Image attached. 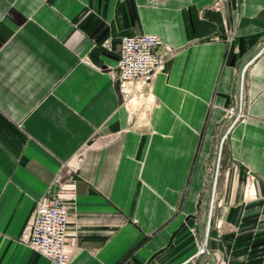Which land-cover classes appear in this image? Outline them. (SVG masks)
Segmentation results:
<instances>
[{"label":"crops","instance_id":"0c3cea01","mask_svg":"<svg viewBox=\"0 0 264 264\" xmlns=\"http://www.w3.org/2000/svg\"><path fill=\"white\" fill-rule=\"evenodd\" d=\"M138 33L166 58L145 121L108 75ZM262 44L264 0H0V264H47L27 245L46 192L67 209L68 264H243L235 238L264 241ZM245 65L215 196L206 164ZM249 171L262 199L244 200Z\"/></svg>","mask_w":264,"mask_h":264},{"label":"built area","instance_id":"2783aa9c","mask_svg":"<svg viewBox=\"0 0 264 264\" xmlns=\"http://www.w3.org/2000/svg\"><path fill=\"white\" fill-rule=\"evenodd\" d=\"M218 3L219 1H215L213 6H218ZM159 45H161V40L154 33H138L120 37L118 59L114 68L109 70L108 75L111 81L116 83L117 91L121 95L122 104L125 107L134 104L138 98L151 96L152 80L159 71L163 70L165 65V57L154 52V48ZM167 51L170 53L171 49L168 48ZM263 51L264 46L254 56ZM245 67L246 65L240 71L238 102L236 106L229 108L230 114H237L236 118L243 116L241 106ZM234 123L235 121L228 126L227 130ZM225 134L221 137L220 146ZM80 161L81 157L77 155L71 168L78 167ZM247 174V178H249V172ZM252 187L246 185L245 200L254 193ZM67 227L68 213L62 195L59 192H46L36 205L29 222L27 245L43 255L47 259V264H68L70 254L66 248L69 241ZM207 233L208 227L205 230V239L198 250L199 253L204 251L203 246L206 245ZM219 264H224V261L220 260Z\"/></svg>","mask_w":264,"mask_h":264},{"label":"rangeland","instance_id":"374dc122","mask_svg":"<svg viewBox=\"0 0 264 264\" xmlns=\"http://www.w3.org/2000/svg\"><path fill=\"white\" fill-rule=\"evenodd\" d=\"M218 5H219V3H218ZM165 61H166V58H165ZM238 85H239V83H238ZM153 102L154 101H153V97L152 96L141 97V98H138L134 104H132L131 106L129 105L128 107H126V109L129 111L130 115L133 114V113H137L139 115L138 119L142 120V121H145L147 116H148V113H149V111H150V109L152 107ZM237 102H238V93H237ZM247 102L241 106L242 107L243 116H240L239 118H236V116H237L236 113H231V114L229 113V108L233 107V105L229 106V107H227L225 109L224 119L227 121L225 123V128L223 129L222 133L219 135L217 143L214 145V147L212 149V152L209 155L207 164H206V172H207L206 174L207 175H206L205 187L209 188V194L211 192V188L215 187V191L213 189H212V191L215 192V196H216L217 192H219V190H220V188H221V186L223 184L222 171L224 170V163H223L224 161H223V159H224V156H225V147H224V143L221 144V146H220V140H221L222 134L225 133V131L227 130L228 126L233 121H235V123L233 124V126H234L237 122L239 123L242 120L243 121L245 120V118H246L245 107L248 104ZM218 153H219V155H218ZM218 156H219V158H218ZM249 174H250V177L247 178L248 174L246 172L245 177L243 179V194H244L246 185L253 186L252 188H254V193L250 196L249 199H246V200L262 199L263 196L259 193V190H258L259 179H258L257 175L253 174L250 171H249ZM214 179H215V181H214ZM212 183H215V185H213ZM244 200H245V198H244ZM207 214L211 215L210 204H209V207L207 208ZM207 227H208V233H207V236H206V241L208 240L207 237L209 235V228H210L209 224H208V220L206 221V223L204 225L203 234H202V241H204V239H205V230L207 229ZM254 231H256V230H254ZM252 241L253 240H251V242ZM263 245H264V243H263ZM253 247L254 246H249L248 248L251 251L253 249ZM262 250H264V247H263Z\"/></svg>","mask_w":264,"mask_h":264},{"label":"trees","instance_id":"16d2710c","mask_svg":"<svg viewBox=\"0 0 264 264\" xmlns=\"http://www.w3.org/2000/svg\"><path fill=\"white\" fill-rule=\"evenodd\" d=\"M237 215H236V219H237V222L239 221V223L242 221V219L244 218V214H242V212L240 210H238V212H236ZM239 244L244 245V248L246 249L247 247L249 246H254L253 249L247 254V258L243 261L244 263L243 264H261L262 262V257L260 256V253L262 252V249L264 247L263 243L264 241L261 240V241H252L251 242V236L250 234L248 235H244L243 237H240V238H235L234 240V244ZM259 247V248H258Z\"/></svg>","mask_w":264,"mask_h":264},{"label":"water","instance_id":"95a60500","mask_svg":"<svg viewBox=\"0 0 264 264\" xmlns=\"http://www.w3.org/2000/svg\"><path fill=\"white\" fill-rule=\"evenodd\" d=\"M263 46H264V45L262 44V45L259 47V50L262 49ZM259 50H258V51H259ZM237 90H238V89H237ZM237 93H238V91H237ZM214 180H215V179H214ZM203 250H206V247H205V246H203Z\"/></svg>","mask_w":264,"mask_h":264},{"label":"bare ground","instance_id":"6f19581e","mask_svg":"<svg viewBox=\"0 0 264 264\" xmlns=\"http://www.w3.org/2000/svg\"><path fill=\"white\" fill-rule=\"evenodd\" d=\"M238 94H239V96H240V92H238ZM239 96H238V97H239ZM216 162H217V161H216ZM214 181H215V180H214ZM213 185H214V183H213ZM213 188H214V187H212V189H213Z\"/></svg>","mask_w":264,"mask_h":264}]
</instances>
